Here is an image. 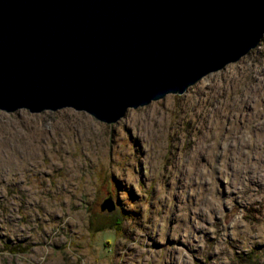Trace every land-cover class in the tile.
I'll list each match as a JSON object with an SVG mask.
<instances>
[{
    "label": "rangeland",
    "instance_id": "obj_1",
    "mask_svg": "<svg viewBox=\"0 0 264 264\" xmlns=\"http://www.w3.org/2000/svg\"><path fill=\"white\" fill-rule=\"evenodd\" d=\"M0 264H264V38L116 123L0 110Z\"/></svg>",
    "mask_w": 264,
    "mask_h": 264
},
{
    "label": "water",
    "instance_id": "obj_2",
    "mask_svg": "<svg viewBox=\"0 0 264 264\" xmlns=\"http://www.w3.org/2000/svg\"><path fill=\"white\" fill-rule=\"evenodd\" d=\"M263 38L264 0H0V110L73 108L116 123Z\"/></svg>",
    "mask_w": 264,
    "mask_h": 264
},
{
    "label": "trees",
    "instance_id": "obj_3",
    "mask_svg": "<svg viewBox=\"0 0 264 264\" xmlns=\"http://www.w3.org/2000/svg\"><path fill=\"white\" fill-rule=\"evenodd\" d=\"M107 227H105V226H100L98 229H95L96 231H101V230H104V229H106Z\"/></svg>",
    "mask_w": 264,
    "mask_h": 264
}]
</instances>
